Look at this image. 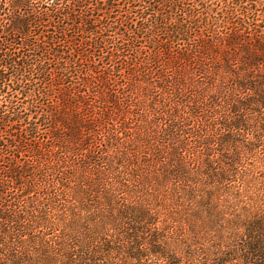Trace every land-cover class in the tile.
Instances as JSON below:
<instances>
[{
    "label": "trees",
    "instance_id": "trees-1",
    "mask_svg": "<svg viewBox=\"0 0 264 264\" xmlns=\"http://www.w3.org/2000/svg\"><path fill=\"white\" fill-rule=\"evenodd\" d=\"M0 264H264V0H0Z\"/></svg>",
    "mask_w": 264,
    "mask_h": 264
}]
</instances>
